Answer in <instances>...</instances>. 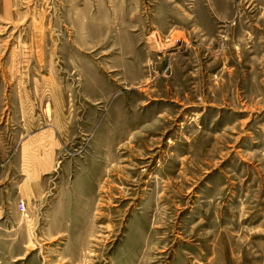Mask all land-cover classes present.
Instances as JSON below:
<instances>
[{
    "label": "rangeland",
    "instance_id": "rangeland-1",
    "mask_svg": "<svg viewBox=\"0 0 264 264\" xmlns=\"http://www.w3.org/2000/svg\"><path fill=\"white\" fill-rule=\"evenodd\" d=\"M14 7L0 264H264V0Z\"/></svg>",
    "mask_w": 264,
    "mask_h": 264
},
{
    "label": "crops",
    "instance_id": "crops-1",
    "mask_svg": "<svg viewBox=\"0 0 264 264\" xmlns=\"http://www.w3.org/2000/svg\"><path fill=\"white\" fill-rule=\"evenodd\" d=\"M14 17H16L14 0H1L0 1V24L6 25L8 23H11V21H13ZM4 107L7 108L8 106L0 105V112L2 109L4 112V110H5ZM9 107H10L9 111L11 112L13 107H12V105ZM10 117H11V115H10ZM1 120L2 119H0V122H1ZM0 136H1V133H0ZM41 172H42V168H38L35 164L33 171L31 173H28V179H26V181H25V185L28 186V189L30 190V192H32V195L34 197L36 196V194H38V192L42 191L41 190L42 187L40 185H37V183H36V177L39 176L41 174ZM21 203H23L25 205V203L23 201ZM18 205L19 204H17V206ZM9 220H10L9 217L6 218L3 216H0V223L8 224V222H11Z\"/></svg>",
    "mask_w": 264,
    "mask_h": 264
},
{
    "label": "built area",
    "instance_id": "built-area-1",
    "mask_svg": "<svg viewBox=\"0 0 264 264\" xmlns=\"http://www.w3.org/2000/svg\"><path fill=\"white\" fill-rule=\"evenodd\" d=\"M21 211L25 212V206L23 204L21 205Z\"/></svg>",
    "mask_w": 264,
    "mask_h": 264
}]
</instances>
